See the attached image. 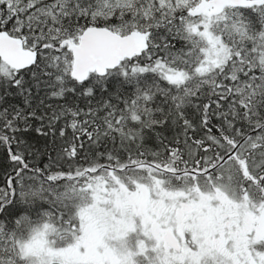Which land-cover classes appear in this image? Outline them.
<instances>
[{
	"label": "snow or ice",
	"instance_id": "6c2138e0",
	"mask_svg": "<svg viewBox=\"0 0 264 264\" xmlns=\"http://www.w3.org/2000/svg\"><path fill=\"white\" fill-rule=\"evenodd\" d=\"M0 264H264V0H0Z\"/></svg>",
	"mask_w": 264,
	"mask_h": 264
}]
</instances>
